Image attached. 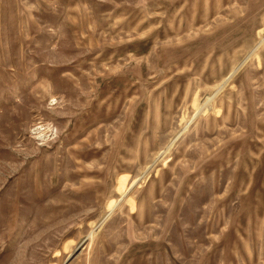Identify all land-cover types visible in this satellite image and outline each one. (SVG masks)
Masks as SVG:
<instances>
[{
    "label": "rangeland",
    "instance_id": "rangeland-1",
    "mask_svg": "<svg viewBox=\"0 0 264 264\" xmlns=\"http://www.w3.org/2000/svg\"><path fill=\"white\" fill-rule=\"evenodd\" d=\"M0 264H264V0H0Z\"/></svg>",
    "mask_w": 264,
    "mask_h": 264
}]
</instances>
